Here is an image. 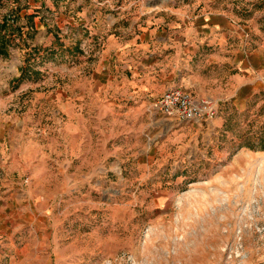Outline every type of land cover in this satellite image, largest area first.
I'll list each match as a JSON object with an SVG mask.
<instances>
[{"label": "rangeland", "instance_id": "374dc122", "mask_svg": "<svg viewBox=\"0 0 264 264\" xmlns=\"http://www.w3.org/2000/svg\"><path fill=\"white\" fill-rule=\"evenodd\" d=\"M11 12L0 264H264V0H0V26ZM161 14L227 15L247 43L259 79L212 103L215 126L117 85V54Z\"/></svg>", "mask_w": 264, "mask_h": 264}, {"label": "crops", "instance_id": "0c3cea01", "mask_svg": "<svg viewBox=\"0 0 264 264\" xmlns=\"http://www.w3.org/2000/svg\"><path fill=\"white\" fill-rule=\"evenodd\" d=\"M234 39H240L239 44ZM246 47L242 35L231 29L227 15H151L143 36L117 54L123 64L115 70L121 79L117 85L143 98L180 88L217 107L232 95L233 87H247L259 79L254 76L252 80Z\"/></svg>", "mask_w": 264, "mask_h": 264}, {"label": "built area", "instance_id": "2783aa9c", "mask_svg": "<svg viewBox=\"0 0 264 264\" xmlns=\"http://www.w3.org/2000/svg\"><path fill=\"white\" fill-rule=\"evenodd\" d=\"M153 115L187 123L201 124L216 118L217 112L207 99H196L180 88H170L150 105Z\"/></svg>", "mask_w": 264, "mask_h": 264}, {"label": "trees", "instance_id": "16d2710c", "mask_svg": "<svg viewBox=\"0 0 264 264\" xmlns=\"http://www.w3.org/2000/svg\"><path fill=\"white\" fill-rule=\"evenodd\" d=\"M10 17L13 19L12 21H14V19H16L15 13L11 12V15H8L7 17H3L2 18L3 21H2V24L0 26V28H1L0 29V34L2 33L3 30H7V32L11 30L10 29L11 26L8 23V21H9L8 18H10ZM1 41H2V43H1V46H0V56H5L6 55L5 48L7 47L9 40H8V38L6 36H1ZM35 51H37V50L34 49L33 52H31L28 55L29 59H28V62L26 64V66L23 67V68L21 67L20 76H19L20 79L19 80L31 79L32 78L31 74L34 73V70H33L32 66L29 65L30 64L29 61L33 60L34 57L36 56V53H34Z\"/></svg>", "mask_w": 264, "mask_h": 264}]
</instances>
